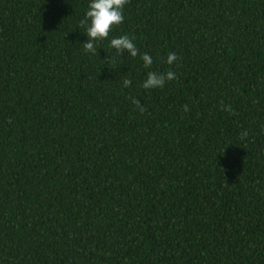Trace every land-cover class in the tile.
I'll return each mask as SVG.
<instances>
[{
    "label": "trees",
    "instance_id": "trees-1",
    "mask_svg": "<svg viewBox=\"0 0 264 264\" xmlns=\"http://www.w3.org/2000/svg\"><path fill=\"white\" fill-rule=\"evenodd\" d=\"M88 3L0 0V264H264V0Z\"/></svg>",
    "mask_w": 264,
    "mask_h": 264
},
{
    "label": "clouds",
    "instance_id": "clouds-1",
    "mask_svg": "<svg viewBox=\"0 0 264 264\" xmlns=\"http://www.w3.org/2000/svg\"><path fill=\"white\" fill-rule=\"evenodd\" d=\"M126 3L127 0H89L88 10L80 21V26L85 29L88 37V42L83 43L86 52L97 53V48L94 46L93 41L108 37L110 28L123 21V7ZM109 43L117 53L127 49L132 57H136L138 54L132 38L127 35L112 38ZM141 59L145 67H150L153 63L151 56L147 53H143ZM176 60L177 56L174 52L168 53L166 63L171 65ZM174 76L175 74L171 71L166 73L149 71L146 79L142 82V87L145 89L162 88L166 80H172ZM130 83V80L125 79L123 86L128 87ZM244 135H247V133H244Z\"/></svg>",
    "mask_w": 264,
    "mask_h": 264
}]
</instances>
